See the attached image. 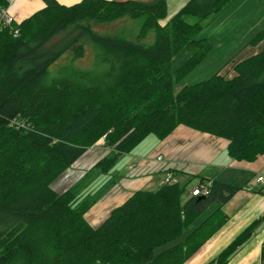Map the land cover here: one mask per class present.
Returning <instances> with one entry per match:
<instances>
[{"label": "trees", "instance_id": "1", "mask_svg": "<svg viewBox=\"0 0 264 264\" xmlns=\"http://www.w3.org/2000/svg\"><path fill=\"white\" fill-rule=\"evenodd\" d=\"M232 1L187 0L168 16L166 0H47L18 23L0 19V264H183L226 222L222 207L239 185L202 180L211 182L207 194L191 195L173 174L133 192L96 227L85 213L115 184L122 155L179 125L228 140L233 159L264 154V41L234 60L233 77L174 88L210 52L199 34ZM262 40L264 30L250 44ZM86 45L91 66L70 68ZM183 50L189 57L174 68ZM102 137L108 153L56 193L51 183ZM261 222L207 264H225Z\"/></svg>", "mask_w": 264, "mask_h": 264}, {"label": "crops", "instance_id": "2", "mask_svg": "<svg viewBox=\"0 0 264 264\" xmlns=\"http://www.w3.org/2000/svg\"><path fill=\"white\" fill-rule=\"evenodd\" d=\"M57 1L64 5H72L81 0ZM186 1L166 0L168 16L173 15ZM46 2L47 0H10L5 10L18 23L45 7ZM262 30H264V0L232 1L199 34L200 38L209 39L211 50L192 71L175 84L176 91L185 85L195 83L187 82L185 78L188 80V78L198 77L197 80L201 81L215 73L225 75L227 78L233 77L235 71L229 61L246 58L256 53L262 47V42L252 46L250 41ZM188 57L186 51H181L172 61L174 68L180 66ZM225 67L226 69L223 70ZM227 144L228 140L222 137L183 125L177 126L162 140L147 141L146 147L141 150L120 157L121 159L126 157L127 160L123 166L115 170V175H117L115 184L106 191L105 197L100 196V199L85 213L86 220L93 227L98 226L116 206L127 200L133 192L158 188L163 183L165 170L171 171L179 183L187 184L189 182L187 194L202 180L215 179L233 183L239 185L240 189L222 207L228 215V219L183 264H207L216 258L254 220L261 218L262 222L251 239L240 246L225 263L260 264L261 246L264 242V181H258L257 177L264 175V154L257 156L253 161L236 160L226 153ZM92 147L77 159L83 158L78 163L82 169L90 165L87 169L89 170L102 158L97 160L92 153H89L93 152L94 148L91 150ZM105 149L107 152L109 151V148ZM159 155L162 156L161 160H165L161 170H157L161 161L157 159ZM132 162L136 163L135 168L129 169L128 166ZM140 167L142 168L139 171L125 175L126 170L134 171ZM68 169L63 172V177H60L59 182L61 185L71 184L61 192H57L59 194L87 172V170L67 171ZM156 171H161V173L152 176ZM140 172L143 175L140 176Z\"/></svg>", "mask_w": 264, "mask_h": 264}, {"label": "rangeland", "instance_id": "3", "mask_svg": "<svg viewBox=\"0 0 264 264\" xmlns=\"http://www.w3.org/2000/svg\"><path fill=\"white\" fill-rule=\"evenodd\" d=\"M195 20V17H189L188 18V21L189 22H193ZM101 32H106V31H101ZM257 35V34H256ZM255 35V36H256ZM254 36V37H255ZM253 37V38H254ZM264 40H262V41H260L258 44H261V42H263ZM249 49V48H248ZM93 54H94V51H93V48L91 47V46H89V45H86V47H85V56L83 57V59L82 60H78V59H74L73 60V65H71L70 66V68H72V67H79L80 66V64L81 65H83V67H86V66H88L89 64H90V66H91V63H92V60H93ZM67 63H70L69 62V60H70V55H68L67 56ZM80 61V62H79ZM230 63H231V67L232 66H234V64H235V62H237V61H234V60H230L229 61ZM80 63V64H79ZM79 65V66H78ZM226 69V67L225 68H223V70H225ZM186 79V81L188 82H190V83H193V82H199V80H197L198 79V77L197 78H188V80H187V78H185ZM177 84V83H176ZM174 88H175V90H176V87L174 86ZM146 142H144L141 146H139V147H142L144 144H145ZM138 147V148H139ZM93 148H94V150H93ZM106 148V145H105V140H104V138L102 139H99L95 144H94V146L91 148V150H93V152H89V153H92L93 155H94V157H95V159H99V158H101V157H103V155H104V153H106L107 152V149H105ZM138 148L137 149H135L134 151H137L138 150ZM108 153V152H107ZM106 153V154H107ZM105 154V155H106ZM104 155V156H105ZM82 157V156H81ZM83 158H80L79 160H77L67 171H70V170H81V171H85V170H87L88 169V166H90V165H87V166H85L84 167V169H82L81 168V165H78V163H79V161H81ZM126 157H124V158H122V159H120L119 160V162L116 164V166H115V168L116 167H120V166H123L124 164H125V162H126ZM78 165V166H77ZM142 167H140V168H138V169H136V170H134V171H129V170H126V173H125V175H130V174H133V173H135V172H137V171H139L140 169H141ZM157 173H161V171H156V172H154L153 174H152V176L154 175V174H157ZM163 173V172H162ZM166 173V172H165ZM165 173H164V177H165ZM139 175L141 176V175H143V173L142 172H140L139 173ZM63 177V173H62V175L60 174L52 183H51V188L57 193V192H61L63 189H65V187H67V186H69L71 183H68L67 185H61L60 184V182H59V179H60V177ZM78 179V178H77ZM76 179V180H77ZM75 180V181H76ZM74 181V182H75ZM163 181H164V178H163ZM195 183V182H194ZM197 184V183H196ZM189 187L191 188V186L189 185ZM191 190V189H190ZM106 191H107V189L105 190V192L103 193V195L101 196V197H105L106 196ZM218 205V202H213L197 219H196V221H195V224H197V223H199V222H201L210 212H212L215 208H216V206ZM184 236H181L180 237V239H182ZM166 246H168V245H166ZM166 246H161V247H157L156 248V252H159V251H161V250H163Z\"/></svg>", "mask_w": 264, "mask_h": 264}, {"label": "built area", "instance_id": "4", "mask_svg": "<svg viewBox=\"0 0 264 264\" xmlns=\"http://www.w3.org/2000/svg\"><path fill=\"white\" fill-rule=\"evenodd\" d=\"M7 1H10V0H7ZM0 19H1L3 25H5V24L8 25L11 22H13V17L11 15H9L4 8L0 9ZM14 32L16 33L17 29H15ZM157 159L161 160L162 159L161 155H159L157 157ZM128 168L129 169H133V168H135V165H133V164L129 165ZM172 178H173L172 177V173L171 172H166L163 182H167L168 180H171ZM257 180L258 181H264V175H259L257 177ZM210 185H211L210 181H208L206 183H201V184L197 185L196 187H194L193 189H191L190 194L191 195L207 194L208 187Z\"/></svg>", "mask_w": 264, "mask_h": 264}, {"label": "clouds", "instance_id": "5", "mask_svg": "<svg viewBox=\"0 0 264 264\" xmlns=\"http://www.w3.org/2000/svg\"><path fill=\"white\" fill-rule=\"evenodd\" d=\"M14 21V20H13Z\"/></svg>", "mask_w": 264, "mask_h": 264}]
</instances>
